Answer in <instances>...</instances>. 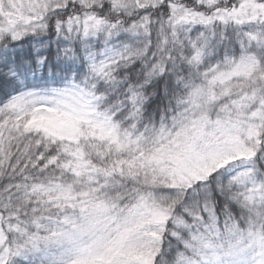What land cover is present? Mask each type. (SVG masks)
Returning <instances> with one entry per match:
<instances>
[{
  "label": "snow or ice",
  "instance_id": "1",
  "mask_svg": "<svg viewBox=\"0 0 264 264\" xmlns=\"http://www.w3.org/2000/svg\"><path fill=\"white\" fill-rule=\"evenodd\" d=\"M0 264H264V0H0Z\"/></svg>",
  "mask_w": 264,
  "mask_h": 264
}]
</instances>
